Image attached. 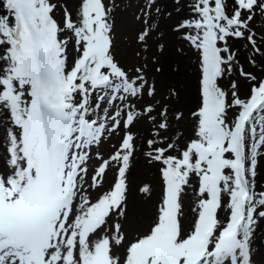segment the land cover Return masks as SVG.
<instances>
[{"label":"snow or ice","instance_id":"snow-or-ice-1","mask_svg":"<svg viewBox=\"0 0 264 264\" xmlns=\"http://www.w3.org/2000/svg\"><path fill=\"white\" fill-rule=\"evenodd\" d=\"M170 3L137 0L128 64L114 52L116 0H76L74 11L68 0H0V264H257L264 0ZM174 15L175 55L195 58L187 109L175 85L157 88L160 21ZM137 154L160 177L142 222L129 199Z\"/></svg>","mask_w":264,"mask_h":264},{"label":"rangeland","instance_id":"rangeland-1","mask_svg":"<svg viewBox=\"0 0 264 264\" xmlns=\"http://www.w3.org/2000/svg\"><path fill=\"white\" fill-rule=\"evenodd\" d=\"M76 0H68V7L74 11V5ZM120 5L115 12V29H114V52L116 58L121 60L122 63L131 64L134 62L133 50L136 48L133 37L138 25L133 20V12L136 8L137 0H132V7H126L129 0H116ZM142 3V0H139ZM55 19L59 22L62 19V12L57 9L55 12ZM161 28H163L162 19L160 21ZM164 29V28H163ZM165 42L168 46V61L164 65L163 75L157 76V88L160 92L166 90L170 85H175L181 96V102L179 107L187 109L190 107L189 100L193 87L196 88V81L194 78V57L192 61L187 58L177 57L175 55L176 43L170 42L165 36ZM191 56V53H189ZM179 63V71H172L170 65ZM221 85L228 87L229 81L224 79L220 81ZM196 91V90H195ZM134 131L143 135L146 131L144 125H138ZM116 141V137L113 136L110 140L104 141L99 147V151L107 156L111 151V144ZM97 149H93L95 152ZM261 170L257 169L259 174ZM262 176L261 174H259ZM113 173L109 171L105 177V186L112 179ZM129 179V199L134 203L135 218L138 222H142L152 214L155 209L157 194L160 189V177L155 165H149L144 158L137 154L133 160L131 170L128 174ZM264 181V178H262ZM264 184V183H263ZM144 185H148L151 188V193H140L138 189Z\"/></svg>","mask_w":264,"mask_h":264},{"label":"bare ground","instance_id":"bare-ground-1","mask_svg":"<svg viewBox=\"0 0 264 264\" xmlns=\"http://www.w3.org/2000/svg\"><path fill=\"white\" fill-rule=\"evenodd\" d=\"M168 7L171 8L172 5L170 3V0H168ZM175 15L173 17L172 20H163L162 19V22H163V28L165 30V36L167 37V39L172 42V43H177V41L175 40L174 38V35L168 30V26L174 22L175 20ZM251 70V69H249ZM196 88L193 87L192 89V92L190 94V100H189V105L191 107L192 103L194 102V98H195V95H196ZM138 132V131H137ZM139 133V132H138ZM257 169H260L261 171L259 172V174H261L262 176H260L259 174L257 175V183H258V186L260 184H263L264 181L262 180V178H264V158H261L260 161H259V164H258V168ZM146 219H147V216H146ZM145 219V220H146ZM261 229L264 230V221L261 222ZM258 236L260 235V233L257 234ZM256 261H257V264H264V248H262L260 250V253L257 254V256L255 257Z\"/></svg>","mask_w":264,"mask_h":264}]
</instances>
